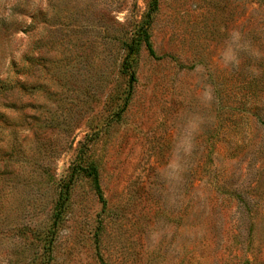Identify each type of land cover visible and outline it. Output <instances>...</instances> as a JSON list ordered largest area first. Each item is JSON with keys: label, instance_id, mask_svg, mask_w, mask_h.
Returning <instances> with one entry per match:
<instances>
[{"label": "rangeland", "instance_id": "rangeland-1", "mask_svg": "<svg viewBox=\"0 0 264 264\" xmlns=\"http://www.w3.org/2000/svg\"><path fill=\"white\" fill-rule=\"evenodd\" d=\"M152 1L0 0V264H264V0Z\"/></svg>", "mask_w": 264, "mask_h": 264}, {"label": "trees", "instance_id": "trees-1", "mask_svg": "<svg viewBox=\"0 0 264 264\" xmlns=\"http://www.w3.org/2000/svg\"><path fill=\"white\" fill-rule=\"evenodd\" d=\"M156 8H157V0H153L151 11H155ZM140 34H141L140 40L144 44V47L146 48L148 55L150 57H154V53H153V50H152L150 42H149V36L147 35L146 31L144 30ZM132 54H133V47L128 46L127 57L131 56ZM125 69H127V67ZM133 81H134V75H133V73H130V83H133ZM75 170L80 172L83 175V177L89 181L91 188L93 189L96 197L98 198L100 203H102V205H104L103 204L104 200L102 197L101 188H100V184H99V173H98L96 166L95 165H89V166L83 167V168L78 167ZM58 206H59V208H61V204H59ZM101 264H105V263L101 262Z\"/></svg>", "mask_w": 264, "mask_h": 264}]
</instances>
